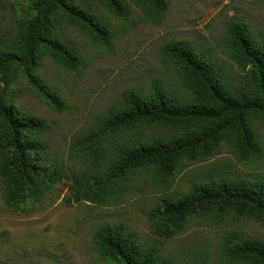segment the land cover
Returning a JSON list of instances; mask_svg holds the SVG:
<instances>
[{
    "label": "rangeland",
    "instance_id": "1",
    "mask_svg": "<svg viewBox=\"0 0 264 264\" xmlns=\"http://www.w3.org/2000/svg\"><path fill=\"white\" fill-rule=\"evenodd\" d=\"M81 1L111 29L112 46L75 26L58 28L57 33L85 62L81 70H70L50 56L42 60L38 74L66 98L65 109L56 110L41 99L21 66L8 73L0 71V96L51 124L44 136L50 143L47 161L60 169L57 180L48 175L35 192L12 205L0 167V264H117L93 241L101 226L116 223L124 224L140 242L160 248L178 264H248L226 256L223 243L235 233L240 240H264L261 222L235 213L225 215L221 222L211 214H197L188 218L180 231L168 233L166 220L153 213L162 198L186 193L200 182L220 178L264 181V123L260 115L250 118L259 151L248 158L239 157L233 137L223 139L215 153L183 159L167 180L153 166L135 168L121 183L119 196L109 202L76 200L71 184L77 183V177H87L94 167L93 147L100 140L105 149L102 162L106 163L109 151L136 130L148 138L178 133L157 125L119 130L108 121L109 113L118 109L122 96L130 91L145 94L157 85L180 98H191L178 66L166 51L172 42H191L224 64L232 88H249L253 83L249 69L239 67L231 57L228 24L245 22L264 40V0H170L159 20L145 12L142 0H124L121 16L98 0ZM35 12V0H0V43L16 36L18 18Z\"/></svg>",
    "mask_w": 264,
    "mask_h": 264
},
{
    "label": "trees",
    "instance_id": "2",
    "mask_svg": "<svg viewBox=\"0 0 264 264\" xmlns=\"http://www.w3.org/2000/svg\"><path fill=\"white\" fill-rule=\"evenodd\" d=\"M117 16L125 11L124 0H98ZM170 0H142L145 12L161 19ZM36 12L18 18L17 34L0 43V71L23 68L26 79L38 95L56 110L66 108V98L39 76L46 56L70 70H81L85 62L80 53L58 33L63 25H72L96 41L112 46V31L88 4L81 0H35ZM231 57L243 69H249L251 86L234 89L228 82L226 67L218 59L199 50L188 41L172 42L166 48L178 66L190 99L155 85L148 93H124L120 106L108 117L114 129L138 126H162L178 133L148 138L136 130L124 143L111 149L103 163V141L93 147L96 161L87 177L71 184L76 200L109 202L119 196L128 173L141 166H153L167 180L182 160H195L218 151L223 139L233 137L240 158L258 153L251 127V116L260 115L264 123V40L245 22L228 24ZM51 124L43 117L23 111L15 102L0 96L1 175L10 191L8 202L18 205L19 198L35 192L48 175L60 177L58 165H50V143L44 136ZM98 135V134H96ZM235 213L251 217L264 225V181L246 178H220L197 183L190 191L176 192L161 199L153 215L166 220L168 233L183 229L194 215L221 222ZM153 216V217H154ZM235 233L223 243L231 260L264 264V240H240ZM99 251L117 264H178L160 248L146 245L122 223L101 226L94 235Z\"/></svg>",
    "mask_w": 264,
    "mask_h": 264
}]
</instances>
